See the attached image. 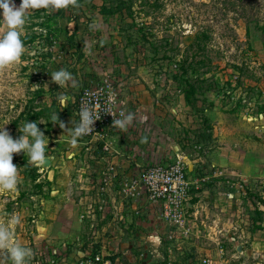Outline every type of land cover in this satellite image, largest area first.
I'll return each mask as SVG.
<instances>
[{"label":"rangeland","instance_id":"obj_1","mask_svg":"<svg viewBox=\"0 0 264 264\" xmlns=\"http://www.w3.org/2000/svg\"><path fill=\"white\" fill-rule=\"evenodd\" d=\"M125 1L136 38L122 25L133 20L129 9L106 15L84 7L61 20V43L51 44L44 26L29 27L41 20L29 10L23 35L38 36L20 64L0 72V127L15 139L25 122H37L50 162L36 167L25 153L13 154L19 183L14 193L0 192V223L33 250L29 264H75L96 250L116 256L114 264H264V34H253L264 0ZM2 20L0 9V35ZM93 22L100 30H90ZM68 29L78 45L63 41ZM202 30L205 50L195 43ZM183 55L190 77L210 70L195 105L175 77ZM204 55L209 65L189 64ZM61 68L75 86L52 81ZM82 103L100 119L72 144L67 129L79 123ZM121 113L135 114L126 131L113 127ZM173 164L186 181L179 228L157 189ZM13 214L18 222L10 224ZM173 228L177 241L168 239ZM0 264H12L6 251Z\"/></svg>","mask_w":264,"mask_h":264},{"label":"clouds","instance_id":"obj_2","mask_svg":"<svg viewBox=\"0 0 264 264\" xmlns=\"http://www.w3.org/2000/svg\"><path fill=\"white\" fill-rule=\"evenodd\" d=\"M69 7H81L79 0H22L19 7L16 6L14 0H0V9L3 12L2 21L7 27V31L0 35V72L21 63V57L26 51L21 36L29 10L44 8L51 13ZM100 27L96 22L89 25L90 30H100ZM51 77L52 81L60 88H65L68 85L75 86L76 84L73 73L64 68L53 71ZM57 99L63 108L66 106L69 97L62 92L58 94ZM107 113L112 114L110 111ZM79 117V123L73 128L67 129L71 135L72 144H76L79 138L91 134L94 123L100 119L95 108L84 103L81 104ZM121 117V119H113V127L126 131L132 125L135 114L128 113L125 115L121 113ZM52 120L54 124L58 122L62 129L66 128L59 115H53ZM5 125L0 127V192L14 193L19 183V171L13 163V154L23 152L29 157L31 164L40 167L45 165L48 160L46 148L49 140L45 138V134L37 122H25L22 127H19L22 135L15 139L5 128ZM15 222H18V217L13 214L9 223ZM5 251L12 264H29L34 256L31 248L23 246L14 239V233L9 226L0 223V256H3Z\"/></svg>","mask_w":264,"mask_h":264},{"label":"trees","instance_id":"obj_3","mask_svg":"<svg viewBox=\"0 0 264 264\" xmlns=\"http://www.w3.org/2000/svg\"><path fill=\"white\" fill-rule=\"evenodd\" d=\"M79 3L81 5V7L79 8H72L69 7L68 9H60L58 11L55 12H49V10L41 8L37 11V14H35L34 17H40L41 20L40 22H34L32 21L29 24V27H33L37 24H40L41 26H44L47 30H46V39L50 38V42L51 44H53L54 42H60L61 43V36L64 32V29L61 25V20L64 21H70L71 19H73V16L75 15H79V12H84L85 8L84 7H89V8H93L96 7L99 9V12L102 14H106V15H110V14H115L118 12H125L126 9H129L131 12H127L126 15L133 17V20H123V27H125L126 29H131V33L129 34L131 37L136 38L137 37V33H136V28H134V25H137L136 20L134 19V16L132 14V6L131 4H128L125 0H101L100 3H97L96 0H79ZM255 32L253 34H255V36H260L261 34H264V21L257 19L256 18V23H255ZM247 31L249 34H251V28L250 25L247 26ZM70 30H66L65 33L67 34V37L63 40L65 43L68 42L69 44L73 45H78L77 43H75V35H76V31L73 30L72 33H69ZM148 32H143L141 34V38L146 39L148 37ZM37 34L35 31L33 32H27L26 34H24L23 36H21V39L24 43V45L33 42L36 38H37ZM209 36V34L205 31L202 30L200 33H197L196 38H195V43L199 45V48H205V44H201V38H207ZM264 41V40H263ZM71 42V43H70ZM62 47H65V44L63 43V45H61ZM205 50V49H204ZM53 52V50H51V53ZM50 53V54H51ZM202 55V54H200ZM188 60V55L184 56L181 59V66L180 68L182 69L181 73L177 74V72L175 73V77L179 79V81L183 84H185V97L187 99V102H189L191 105H195V94L194 92L196 91V89H198L199 87H201L202 83L205 82L206 80H208V77L204 76V74L207 71H210L209 69H205L203 72H199V76L196 78L190 77L187 73H188V66L186 65V62ZM192 63H194L197 67L198 64H202V65H209L210 62V58L208 56H203L199 59L195 58V59H191L189 64L191 65ZM198 82L200 84H198ZM76 106V105H75ZM76 109H79V105L76 106ZM207 118V117H205ZM79 120V119H78ZM205 120V119H204ZM211 137V134L207 135V138ZM263 210H260V213H263ZM264 219V218H263ZM86 246H83V249H85ZM97 251V250H96ZM116 256H112V259L114 260ZM115 261V260H114Z\"/></svg>","mask_w":264,"mask_h":264},{"label":"built area","instance_id":"obj_4","mask_svg":"<svg viewBox=\"0 0 264 264\" xmlns=\"http://www.w3.org/2000/svg\"><path fill=\"white\" fill-rule=\"evenodd\" d=\"M165 172V171H162ZM186 181L183 169L180 164H173L166 169V177H163L158 185L159 193L166 196L170 205L166 209V215L170 218L173 226L183 225L185 216L184 195L186 193ZM185 231L188 229L183 227ZM178 231L171 229L168 231V239L178 240ZM211 260H201L200 264H210ZM75 264H114V260L106 257L100 251L92 252L88 256L81 258Z\"/></svg>","mask_w":264,"mask_h":264},{"label":"water","instance_id":"obj_5","mask_svg":"<svg viewBox=\"0 0 264 264\" xmlns=\"http://www.w3.org/2000/svg\"><path fill=\"white\" fill-rule=\"evenodd\" d=\"M49 162H50V158L48 157V160L46 161V164H49Z\"/></svg>","mask_w":264,"mask_h":264},{"label":"crops","instance_id":"obj_6","mask_svg":"<svg viewBox=\"0 0 264 264\" xmlns=\"http://www.w3.org/2000/svg\"><path fill=\"white\" fill-rule=\"evenodd\" d=\"M125 254H126V256H128V255H129V253H127V252H126Z\"/></svg>","mask_w":264,"mask_h":264}]
</instances>
